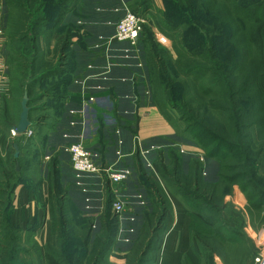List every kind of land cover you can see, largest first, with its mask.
Listing matches in <instances>:
<instances>
[{"label":"trees","instance_id":"1","mask_svg":"<svg viewBox=\"0 0 264 264\" xmlns=\"http://www.w3.org/2000/svg\"><path fill=\"white\" fill-rule=\"evenodd\" d=\"M5 1L9 8L8 21H13L12 15L15 13L21 15L22 28L27 27V22L32 23L27 27L26 33L41 37L43 33L39 31V27L45 24V34H53L59 20L74 0ZM144 4L145 11H151L152 0H145ZM164 7V10L154 12L157 30L172 40V49L179 59L183 60V64L169 66L158 64L157 61V64L151 63V71L158 70V73L154 74L155 80L151 81L153 100L165 118L174 125L177 135L178 124L170 114V109L178 113L179 121L184 123L183 137L204 150L207 162H218L219 174L216 181H207L204 178V161L196 158L189 161V172H184L186 179H179V182L175 180V176L180 173L182 167L180 159L177 156L173 159L175 168L171 173V170L167 171L164 156L159 153L154 167L160 180L144 177L146 171L139 162L140 176L143 177L144 185L156 197L154 192L164 191L169 199L166 190L169 186H164L163 183L167 181L172 182L171 187L181 183L179 190L185 197L201 201L198 205L203 212L191 211L187 202H181L188 208L191 217L198 218L206 227L216 228V234L224 238L227 246L221 248L216 245L210 248L205 244L194 233L192 217L193 236L198 240L202 252L208 250L214 257H221L223 263L231 264L227 253L237 251L238 254L242 249L236 250V247L243 246L247 253L242 252L243 259L249 258V248L254 244L243 230L241 234L231 232L233 237L242 239V244H238L241 242L227 238L218 229L223 223V205L227 203L226 197L233 193L234 186H238L244 198L248 200V218L252 224H257L261 217L258 223L260 226L264 225V214L260 216L264 210V176L260 175L257 169L260 151L251 132L252 128L256 127L259 139L264 134V0H164ZM17 36H20V33ZM57 65L37 73L35 64H31L28 73L31 79L27 84V92L32 111L34 101L41 99L34 98L32 89L52 76L65 72L67 74L69 66H75ZM19 66L18 72H23L26 77L25 71L29 68L26 66L23 70V65ZM150 75L153 76L152 73ZM182 76L186 79L182 80ZM66 78L46 92L45 89L44 92L42 90V93L51 97V93L61 84L64 104L68 95L66 89L73 79H68V76ZM22 88H18L21 93ZM192 89L195 96H190ZM61 114L62 112L58 117ZM18 145L20 147L19 142ZM18 160L20 161V157ZM60 176L56 168H53L52 172L49 170L54 239L44 247L34 239L36 226L26 232L20 227L7 226L10 199L0 207L5 210L4 214H1L0 222V264H41L44 259L47 264H113L110 259L112 255L122 257L117 248L119 220L112 214L114 194L111 188L108 187L109 204L106 210L109 211L106 212V226H102V232L94 238L92 218L85 217L76 206L73 209L79 216V226H69L70 220H67L65 215L62 216L65 213L62 202L71 201L57 186L63 185ZM20 181L24 182L23 177L18 178L11 189H5L3 194L13 193ZM182 184L185 187L181 186ZM58 208L61 211V223ZM163 212L166 214L167 210ZM163 220L164 217L160 223ZM29 237L32 238L33 244L28 242ZM154 241L155 238H149L143 255L137 259V264H146L147 252L156 244ZM160 243L161 240L154 248L155 253ZM24 254H27V257H24ZM31 256H35L36 261ZM128 263L132 261L128 260ZM152 264H155V258ZM184 264L192 262L185 258Z\"/></svg>","mask_w":264,"mask_h":264},{"label":"rangeland","instance_id":"2","mask_svg":"<svg viewBox=\"0 0 264 264\" xmlns=\"http://www.w3.org/2000/svg\"><path fill=\"white\" fill-rule=\"evenodd\" d=\"M104 1L110 2L111 4L113 0ZM144 2L145 0H137L136 3L140 5V8L135 10L143 13L148 12L149 10L145 11L144 9ZM5 12L6 10L3 9V16L0 18V64L6 65V69H4L5 73L1 72L0 74L2 78V81L0 82V197H4L6 203L9 200L10 194L4 195L3 192L5 189L7 190V188L11 189L14 185L13 180L18 166L19 171L22 169V174L27 178V180H38L41 171L40 167L42 165L41 159H43V157L45 158V156H49L47 160L48 173L49 170L52 172L53 168L58 170L61 175L60 179L63 180V185L59 184L57 186L61 192L65 193V196H67L71 201L69 203H60L62 206H64L65 212L62 216L65 215V218H67V220L69 219L71 222V225L69 226H79L78 222L80 221L75 209H73L75 205L70 199V197H74V200L77 201L80 206L85 207L89 204V206L92 207L89 210L84 209V211H87V214L84 216L87 218L90 217V219L93 217L91 219V222L94 224L93 237L96 234L101 233L102 226H106V212L107 210L109 211V209L106 210V207L108 208L107 204H109L108 187H111L113 192L116 190L127 203L125 212L114 216V218L117 217L119 220L117 226H119L118 238L120 237V242H118L117 248L119 254L122 257L112 255L110 258L111 262L113 264H137V259L143 255V251L145 250L149 238L153 237L155 238L154 243L156 244L153 245V248L148 250L146 255V264H152L156 255L154 248L160 242L164 234L166 217L172 212L170 198L168 199L164 191L154 192L157 194V197L152 192L148 195H146V193H143L144 195L141 193L136 195L138 191L148 192V190L147 188H144V185L136 187V185L130 183L128 186H126L127 181L130 178L122 183L116 184L111 183L107 178L102 180L96 176L78 173L69 167V156L65 149L66 145L58 148V144L61 143V140L56 142L53 141V139H56L54 138L55 131H57L56 122L58 119H60L59 117L63 116L62 114L64 113V104H62V95L64 92L62 89L63 86L60 84L57 89L51 93V97L50 95L43 94L42 90L44 92L45 89L46 92L49 88L58 85L60 81L62 82L66 80V76H68V79L73 78L67 89L65 88L67 92H70V85H73V81L76 76V74H73L75 71V66L72 67V65H70L67 69L69 71L67 74H65V76L63 75L64 77L60 75L52 76L50 79L45 80L44 83H41L32 89L34 98H41L40 101L33 103L34 109L30 114V120L36 121L34 123V133L36 132V135L32 139L28 140L27 145L24 147V149H22L24 157L20 159V161L18 160L19 158H14V144L21 142L22 136H13L12 130L13 126L17 125L19 122L22 97L27 92V84L31 79V77L28 76V73H30L31 64H35L37 73L46 71L49 68H54L55 66H58L57 64H102L104 62L103 53L94 57L92 54L89 55L87 52H89L91 49H93L92 51L99 49L100 51H104L105 48L102 47L104 44L102 45L101 42L104 41L103 39L105 37L100 36L99 42H97L95 45L90 44L92 40H95V38L92 37V35H90V33H88L85 29L86 24L81 20L82 15L76 16L78 21L73 20V24L70 23V25L58 28V32L55 31L53 34L49 35L45 34L44 26L46 25L43 23L44 25L39 27V31L43 33V36L40 37L39 35L38 37L37 35L34 37L32 34H30V32L26 33V30L28 31L27 27L32 24L31 21L26 23L27 27L24 29V26L23 28L21 27L22 24L20 20L23 16L16 15L15 11H13V13H15V15H12L13 21L9 22L8 15ZM153 29L154 26H151V24L147 25L140 43L135 47L128 43H118V45L115 44L107 47L106 49L109 53V56L112 54H118V58H125V55L127 54L125 51L121 52L119 49L127 51L135 50L137 53H141L140 61L143 60L145 62L144 64L146 65V68L148 67L151 89V81H154L156 78L154 74L158 73L157 69L156 71H151V63L168 64L169 66L171 64H183V60L179 59V56H177L172 49V40L170 41V39L163 35L160 37L157 35V37L151 31ZM101 31L102 33H106L105 29H102ZM18 33H20V36H17ZM179 37H181V34ZM163 43L169 48H166ZM81 51L82 54L79 53ZM112 51H118V53H112ZM21 64L23 65L21 67L23 70L24 68L26 69V66L29 68L25 71L26 77H24L23 72H18L20 71L18 67L20 68L19 65ZM151 73L153 76L150 75ZM180 78L182 80L186 79L183 76ZM20 86L23 87L22 93L21 90L19 91L18 89L21 88ZM190 96H195V91L193 89ZM61 112V116L58 117ZM170 114H172L175 122L178 124V135L174 138H170L169 141L173 142V139H178L180 142H178L176 145H170L161 139L154 142L156 143L155 147L149 146L148 143L141 142L140 148L142 160L146 173L148 175H152V173H150L153 171L151 166L152 160L153 158H158L159 153H162L164 156L163 160L167 166V171L169 172L171 170V173H173L175 168L173 159L177 156L181 161L182 167L179 170L180 173L175 176V180L179 181L180 179L184 181L186 179L184 172H186L189 168V161L191 159L194 160L199 158L200 155L198 154L199 152L196 153V151H182L183 147L188 145L185 143V141H191L185 139L186 137H183L182 135L184 123L179 121L180 117L178 113L173 109H170ZM251 132L254 136L257 149L260 151V159L257 163V169L259 174L264 176V173H262V171H264V166L261 167L262 163H264V134L262 138L259 139L256 127H253ZM50 133H54V136L52 135V141H50L48 147L45 148L47 145L46 140L48 137H50ZM195 147L198 148V146ZM199 149L202 150L200 147ZM6 151L9 155L7 154V156H3ZM52 152H54V155H51ZM203 154V161H207L208 159L205 157L204 150ZM113 169H115L114 166ZM218 172L219 166L217 167V170L211 174V178L214 179L212 182L216 181L215 178L219 174ZM45 173L46 172H43V174ZM133 173L134 172H131V175H133ZM155 177L157 180H159L157 175ZM166 182L167 181H163L164 186L166 184L169 186H167L168 188L166 189L168 190L167 192L171 198L175 197L182 202H187L191 211L193 210L195 212H203L200 208V205H198L202 203L201 201L189 199L188 197H185L179 190V188H181V183L176 187H171V185H173L172 182ZM181 186L185 187L183 184ZM154 188L156 190V186H154ZM82 189L86 192L82 191ZM232 190L233 193L226 197L227 203L223 205V223L218 227V229L221 230V232L224 234V236H227V238H234L236 241L241 242L238 244H242V239L239 237H233L231 232H240L241 234L243 230L247 237L249 236L254 242L253 245L251 244V248H249V258L245 257L243 259L244 255L242 252L244 251V254H247L243 246L236 247V250L238 248L242 249L238 252V254L235 250L236 252L234 253H227V257L231 259V264H236V262L237 264H254L256 257L261 253L264 254V225H259L261 217H259L257 220V224H252L250 218H248V200L246 197L244 198L238 186H234ZM81 193L85 194V199L91 198V200H89V202H84ZM101 199L103 200V206L105 205L102 211H100L101 209L98 210V206L101 204ZM79 200H82L83 202ZM165 209L167 210L166 214L163 212ZM114 213L117 214L116 212ZM58 214V217L60 216L59 220L61 223L62 218L59 208ZM263 214L264 210L261 212L260 216ZM163 217L164 220L162 223H160ZM170 219L171 217H169V220ZM193 220L194 233L210 248L216 245L217 247L221 246V248L227 246L224 238H221L216 234V228L206 227V225L202 224L201 221L196 217H193ZM28 242L31 244L34 243L31 237L28 238ZM201 253L202 255L199 264H218L219 262L220 264H225L223 263L224 261L221 257L218 255H215L214 257L208 250H204L203 252L201 250ZM23 256L27 257V254H24ZM128 260L132 261V263H128Z\"/></svg>","mask_w":264,"mask_h":264},{"label":"crops","instance_id":"3","mask_svg":"<svg viewBox=\"0 0 264 264\" xmlns=\"http://www.w3.org/2000/svg\"><path fill=\"white\" fill-rule=\"evenodd\" d=\"M136 2L137 0H113L110 4V2L104 0H74L68 11L59 20L56 32H58V28L70 25V23L73 24V20L78 21L76 16L82 15L81 20L86 24L85 29L95 38L90 44L95 45L100 41V36L105 37L103 39L105 40L115 33L117 22L126 14L127 10L140 8V5ZM0 6L9 15V8L5 0H0ZM151 6L153 7L151 9L153 14L164 10V0H152ZM102 29H105L106 33H102ZM165 47L169 48L166 45ZM104 48V51H100V49L92 51L93 49L90 48L91 52H87L94 57L103 53L104 62L102 60V64H74L75 71L73 74H76V76L73 85H70V92L64 99L63 116L57 120L55 136L54 133H50V137L46 140L47 145L45 148L52 141V135L56 138L53 141L61 140L58 148L65 145L67 147L73 142H82L104 163L114 166L115 170L134 172L127 181L126 186L130 183L136 185V187L143 186V177L140 176L139 171V162L145 170L140 148L141 142L155 147L156 143L154 142L161 139L170 145H176L180 141L178 139H173V142L169 141L170 138L177 136L176 128L165 118L154 103L148 67L146 68L143 60L140 61L141 53H137L135 50L119 49L127 54L125 58H118V54L109 56L106 50L107 47ZM79 53L82 54V51ZM112 53H118V51H112ZM65 74L66 72L60 76H65ZM92 96L95 101L90 102L89 108L86 109L84 105L87 103L88 98ZM31 122L30 130L33 132L32 136L21 135L22 140L19 142L20 159L24 157L22 149L27 145V141L36 135V132L34 133V123L36 121ZM185 143L188 145L183 147V152L196 151L200 155L201 150L199 147L196 148L194 143L188 141H185ZM7 154L6 151L2 155L7 156ZM51 155H54V152ZM48 158L49 156H45V158L41 159L42 165L38 180L32 179V181H29L23 176L22 169L20 171L16 169L13 181L16 183L18 178L23 177L24 182H18L13 193L9 195L10 207L7 211V226L20 227L25 232L27 229L36 226L34 239L41 247H44L54 239L52 234L50 184L47 170ZM156 159L153 158L152 160L153 171L150 172L152 175L146 173L144 177L158 181L155 177L157 173L153 167V162ZM68 164L71 168L70 156ZM204 164L205 178L208 181L214 180L211 178V174L217 170L218 162L211 160L209 162L204 161ZM262 166H264V163H262ZM43 172L46 173L43 174ZM188 172L189 168L186 173ZM217 177L215 180H217ZM144 188H147L148 192L138 191L136 195H139V193L142 195H144L143 193H146V195L151 193L148 187L145 186ZM82 191L84 190L82 189ZM81 194L84 202L91 200V198L85 199L84 193ZM169 198L172 212L166 217V226L155 255V264H184L185 258L189 259L192 264H199L202 253L200 244L192 233V217L189 210L179 199L171 198L170 196ZM70 199L76 209L83 215L87 214L84 209L89 210L92 208L89 204H84L86 205L85 207L80 206L74 200V197H70ZM79 201L83 202L82 200ZM102 201L101 199V204L98 206V210L101 209L100 211L105 207ZM3 205H5V198L0 197V207ZM2 208H0V222L2 221L1 214H4L5 211ZM169 217H171L170 220ZM0 226L2 225L0 224ZM119 240L120 237L118 242H120ZM31 258L35 260V256H31ZM41 264H47L45 259Z\"/></svg>","mask_w":264,"mask_h":264},{"label":"built area","instance_id":"4","mask_svg":"<svg viewBox=\"0 0 264 264\" xmlns=\"http://www.w3.org/2000/svg\"><path fill=\"white\" fill-rule=\"evenodd\" d=\"M3 16V9L0 6V18ZM151 24L154 29L151 30L156 36H162L158 30L155 22V17L152 11L139 12L136 10H127L126 14L117 22L115 33L106 38L102 43V47H109L118 43H128L135 47L140 43L142 36L145 33L146 26ZM157 36V37H158ZM100 47V48H102ZM5 64H0V74L5 73ZM2 78L0 76V82ZM95 101V98L89 97L87 103L84 107L89 108L90 102ZM32 131L30 128L25 133L29 137L32 136ZM12 135L17 136V134L12 130ZM67 152L70 156V166L71 168L82 174H89L96 176L105 180L108 179L111 183H122L130 178L131 171L122 170L116 171L111 165H108L102 161L95 153H93L87 146L82 142H73L66 147ZM204 154L203 150L200 153V159L203 160ZM116 197H115V194ZM114 199L112 202V214L113 216L124 213L126 209V201L120 196V194L115 190ZM116 212L117 214H115ZM264 252V251H263ZM254 264H264V254H259L256 257Z\"/></svg>","mask_w":264,"mask_h":264},{"label":"water","instance_id":"5","mask_svg":"<svg viewBox=\"0 0 264 264\" xmlns=\"http://www.w3.org/2000/svg\"><path fill=\"white\" fill-rule=\"evenodd\" d=\"M29 104H30V97L28 92H26L21 101V113H20L19 122L17 125L13 126V131L17 135H24L32 125L30 120V112L32 111V108L30 107ZM14 149H15V158H19L20 147L18 143L14 144ZM17 170H19V166L17 167Z\"/></svg>","mask_w":264,"mask_h":264}]
</instances>
